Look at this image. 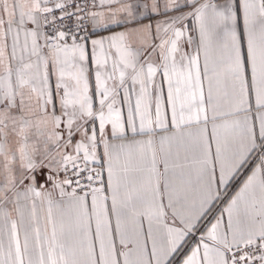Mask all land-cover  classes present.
<instances>
[{"label":"snow or ice","instance_id":"1","mask_svg":"<svg viewBox=\"0 0 264 264\" xmlns=\"http://www.w3.org/2000/svg\"><path fill=\"white\" fill-rule=\"evenodd\" d=\"M0 264H264V0H0Z\"/></svg>","mask_w":264,"mask_h":264}]
</instances>
